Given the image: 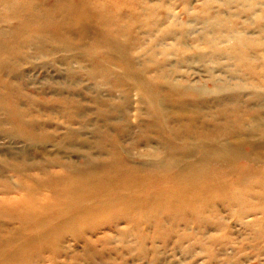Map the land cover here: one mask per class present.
I'll use <instances>...</instances> for the list:
<instances>
[{
    "label": "bare ground",
    "instance_id": "1",
    "mask_svg": "<svg viewBox=\"0 0 264 264\" xmlns=\"http://www.w3.org/2000/svg\"><path fill=\"white\" fill-rule=\"evenodd\" d=\"M117 6L122 9L128 3L0 0V114L3 110L7 115V118L0 116V127L9 124L7 128L13 129L25 116L29 121L38 118L29 113V109L38 105L35 96L23 92L20 84L11 80L17 63L33 62L55 51L66 53L69 57L60 60L65 64L62 70L69 80L54 82L65 87V91L72 90L81 77L89 81L98 76L109 80L110 74H115L117 65L110 60L114 52H120L118 28L113 27L118 25L117 12L113 13ZM101 51L104 56L97 54ZM119 60L125 75L114 77L111 89H123L121 79L126 81V77L133 76L141 87L140 96L150 109V125L141 128L139 135L150 139L149 132L154 128L153 136L158 144L153 151L139 154L142 160L135 161L128 153L121 152L110 126L101 125L94 134L99 151L96 156L35 158L23 151L0 155V162L17 177L15 184L0 179V264H21L23 256L38 259L39 263L42 260L39 255L46 249L52 254L67 255L65 246L61 245L65 239L82 242L86 247L84 252L72 251L69 254L72 261L67 263L77 264L82 259L90 263L91 231L103 225L96 219L105 220V224L126 222L138 226L140 220L132 211L148 205L155 214H142V218L152 226V234L148 236L138 228L127 231L140 241L170 235L178 243L187 236L196 238L203 231L195 230L194 225H210L218 230V215L213 220L204 217L199 213L203 205L212 209L217 205L227 208L236 205L238 217L251 216L253 221L264 223V140L246 149L248 141L243 135L253 131L251 135L264 137V121H258L257 114L251 118L240 94L233 100L221 101L214 117H208L206 111L204 114L200 105L193 110L183 109L178 116L183 117L185 124L173 126L169 113L157 105L152 81L137 73L134 64L123 55ZM251 67L246 69L257 79L258 71ZM174 86L168 85L162 100L188 96L200 104L201 94L194 92L190 83L178 91L170 89ZM22 99L26 100L28 110L20 107ZM46 100H53L57 116L68 121L79 108L75 99L61 93ZM98 108L104 114L101 105ZM178 116H173L175 121ZM214 124L217 125L212 127ZM44 135L22 131L23 138L30 142H43L45 136L50 137ZM164 208L169 212H164ZM165 222L192 229L193 235L174 227L166 228Z\"/></svg>",
    "mask_w": 264,
    "mask_h": 264
},
{
    "label": "rangeland",
    "instance_id": "2",
    "mask_svg": "<svg viewBox=\"0 0 264 264\" xmlns=\"http://www.w3.org/2000/svg\"><path fill=\"white\" fill-rule=\"evenodd\" d=\"M116 2L120 5L126 2L128 6L122 9L117 6L113 10L118 16V25L113 27L118 28L116 34L120 46V52H114L110 60L117 65L115 74H110L109 80L98 76L89 81L81 77L72 90L65 91V87L54 82L69 80L62 70L65 64L60 60L69 57L66 53L55 51L33 62L17 63L11 80L20 84L23 92L35 96L38 105L29 109V113L38 118L29 121V117L25 116L21 118L22 123L13 129L7 128L9 124L0 127V155L23 151L25 155L35 158L96 156L99 151L95 146L94 134L95 128L101 125L110 126L109 131L117 136L121 152L128 153L133 160H142L139 154L153 151L158 144L153 136L155 129L151 128L150 139H143L139 135L141 128L150 125V109L140 96V85L130 75L126 81L121 79L123 89H111L114 77L125 75L119 60L122 55L127 62L134 64L137 73L141 72L152 81L157 105L169 113L173 126L185 124L183 117L178 116L183 109L193 110L200 105L204 114L214 117L221 101L233 100L239 94L241 100H245L251 118L257 114L255 117L260 118L258 121H264V0ZM93 34L91 31V39ZM97 54L104 56L103 51ZM72 64L76 68L74 61ZM247 66L258 71L257 79L253 72L246 69ZM3 73L6 74V71ZM6 78L10 80L8 76ZM170 83L175 84L170 89L176 91L183 90L190 83L194 92L201 94L200 104L188 96L185 99L162 100ZM57 90L78 103L79 108L72 120L57 116L56 109H53L54 101L47 102V98L58 94H54ZM19 104L28 110L25 99L20 100ZM100 105L104 114L99 111ZM242 108L245 109L244 105ZM174 115L178 116L176 121ZM0 116L7 118L3 110ZM24 130L38 135L50 134V137L44 135L45 141L30 142L23 138ZM251 133L243 134L248 141L246 149L264 140L257 133L252 137ZM15 175L0 162V179L15 184ZM203 206L199 213L204 217L213 220L218 215V230L210 225H194L195 230L200 229L203 233L196 238L187 236L179 243L173 235L167 239L147 237L140 241L127 233L138 228L145 230L148 236L152 234V226L145 224L148 222L142 218V214H155L149 205L142 210L132 211L135 218L140 220L138 226L126 222L105 224V220L97 218V222L102 221L103 225L91 231V262L85 263L82 259L77 264H264V223L253 221L251 216L238 217L236 205L230 208L217 205L215 209ZM163 210L169 212L167 208ZM259 217L260 214L256 216L257 219ZM165 227H174L185 234L193 232L171 222H165ZM212 236L216 239H211ZM61 245L65 246L67 255L52 254L46 249L39 255L42 259L39 263L36 262L38 259L31 260L28 256H23L20 263L71 264L67 263L72 261L69 254L74 250L84 252L86 249L82 242L71 239L62 240Z\"/></svg>",
    "mask_w": 264,
    "mask_h": 264
}]
</instances>
